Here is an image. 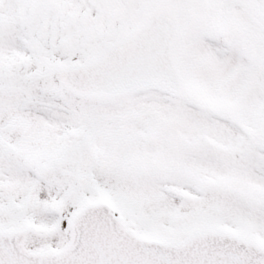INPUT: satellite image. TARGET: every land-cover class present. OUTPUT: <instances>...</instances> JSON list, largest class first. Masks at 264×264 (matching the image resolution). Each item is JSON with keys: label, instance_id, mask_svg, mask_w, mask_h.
Segmentation results:
<instances>
[{"label": "snow or ice", "instance_id": "obj_1", "mask_svg": "<svg viewBox=\"0 0 264 264\" xmlns=\"http://www.w3.org/2000/svg\"><path fill=\"white\" fill-rule=\"evenodd\" d=\"M0 264H264V0H0Z\"/></svg>", "mask_w": 264, "mask_h": 264}]
</instances>
